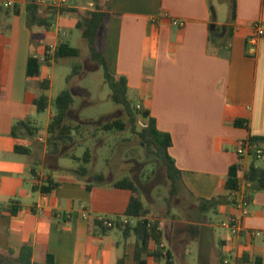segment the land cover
I'll return each mask as SVG.
<instances>
[{"label": "crops", "instance_id": "0c3cea01", "mask_svg": "<svg viewBox=\"0 0 264 264\" xmlns=\"http://www.w3.org/2000/svg\"><path fill=\"white\" fill-rule=\"evenodd\" d=\"M87 1L54 8L56 24L49 29L38 27L35 35L27 22L28 0H0L4 8H19L18 15L2 18L0 23V251L13 247L17 256L24 244L31 243L34 264L41 257L44 263L47 253L54 255L58 264H136L135 236L124 239L117 228L100 234L91 226L95 219L123 217L130 191L115 188L118 179L106 175L105 184L91 189L87 186L92 183L79 179L56 180L54 171L44 166L39 169L28 160L38 152L46 164L52 154L48 146L24 131L12 136L19 121L37 127L34 101L42 90L38 92L37 82L32 84V80L39 81L43 65L40 77L29 78V58H42L47 46L56 51L66 43L63 37L68 33L61 21L78 18L77 27L94 5ZM101 5L109 18L99 42L110 72L128 79L129 94H136L138 105L156 119L158 129L172 136L169 152L182 172L181 187L198 213L187 221L168 211L160 217L150 212L142 199L147 218L160 222L163 253L169 254L173 264L177 257L187 264L193 246L208 254V246L202 242L206 227L205 239L214 247L216 264H241L243 253L252 260L261 257L264 264V192L253 195L242 221L243 232L236 238L222 226L238 213L235 204L220 205L209 213L198 208L201 199L231 195L225 185L233 165L242 162L246 169L252 164L264 168V38L256 45L250 41L254 25L264 26V0H231L226 21L218 18L212 0H101ZM50 8L42 6L41 13L47 14ZM174 20L184 26H174ZM241 142L247 143L243 156L238 154ZM16 146L28 148L29 153L16 152ZM49 180L60 185L43 194L40 188ZM27 182L38 197L26 188ZM247 186L243 182L242 194ZM210 213L222 219L219 234L204 216ZM150 249H157L153 241ZM164 262L167 264L166 258H146L147 264Z\"/></svg>", "mask_w": 264, "mask_h": 264}, {"label": "rangeland", "instance_id": "374dc122", "mask_svg": "<svg viewBox=\"0 0 264 264\" xmlns=\"http://www.w3.org/2000/svg\"><path fill=\"white\" fill-rule=\"evenodd\" d=\"M219 1L212 0L216 14L220 20L226 21L231 11V0ZM94 9L95 5L89 6L86 14ZM77 19L63 18L61 27L68 33L63 39L71 47L76 48L79 55L77 57L57 58L52 49L49 56L50 60L42 61L43 74L39 81L38 79L32 80V84L37 82L38 92L42 90V81L49 80L51 84L50 89L46 92L50 99V107L43 113L36 112L33 116L38 132L32 136V139L38 140L42 146L47 145L48 149H51L48 144L50 116L56 112V98L66 89L71 91L74 98V104L69 111L66 122L73 127L80 125V129L73 131L71 141L61 145L60 155H48L46 164L38 152L30 155L28 160L39 169L44 166L48 171H54L56 180L75 178L84 183H93L94 179L91 176L97 174H104L108 179L113 180L130 178L140 188L142 199L144 198L145 205L150 212L163 217L167 212V200L170 198L171 190V182L168 179L166 168L158 157L147 151L139 134L133 131L125 108L113 102L112 90L105 79L104 69L91 60L89 46L82 35V30L75 26ZM51 21L52 24H56L53 18ZM34 31L36 35L37 26L34 27ZM61 37L60 34V40H62ZM75 64L82 66L81 72L68 82L67 78L72 74ZM129 98L135 103H139L136 94L130 93ZM116 119H123L128 123L124 131L107 132L102 129L105 124ZM145 125L144 119L139 117L137 131L142 130ZM40 138L43 140L41 141ZM19 142L26 146L29 145L28 141L24 139H19ZM88 150L92 158L91 162L86 164L84 156ZM51 166L60 167V169H52ZM81 166L88 167L89 177H82L72 171ZM26 188L38 197V193L33 192L30 182L26 183ZM193 203V199L179 185L170 212L173 216L176 215L179 220H193L198 214ZM204 216L208 217V223H213L216 233L219 234L223 231L220 227L222 219L219 215L210 213L204 214ZM203 233L202 242L208 246V254L193 246L192 253L186 256L187 264H216L214 247L210 240L205 239L208 233L206 227H204ZM217 249L220 250L219 244H217ZM38 264H43L42 257ZM175 264H184V262L177 257Z\"/></svg>", "mask_w": 264, "mask_h": 264}, {"label": "trees", "instance_id": "16d2710c", "mask_svg": "<svg viewBox=\"0 0 264 264\" xmlns=\"http://www.w3.org/2000/svg\"><path fill=\"white\" fill-rule=\"evenodd\" d=\"M39 0H28L27 3V22L30 28L35 26L49 29L52 26V18L55 13L54 8H50L47 14L41 13V8L38 4ZM95 5L93 11L88 12L78 22L77 28L82 30V35L86 39L91 60L104 69L105 79L112 90L113 102L122 105L129 117V124L132 126L133 131L137 132L142 139L147 151L158 157L164 164L168 179L171 182L170 198L167 200V211L170 212L171 204L174 197L178 193L179 185L182 182V172L177 167L174 158L171 156L169 149L172 146V136L169 133L162 132L158 129L157 121L150 113L142 106L138 108V103H135L129 98V83L125 76H114L109 69V63L106 58L105 50L100 45L99 38L102 31L106 28L108 23L109 14L104 10L101 5V0H92ZM19 14L18 7H6L4 8L0 4V23L2 18H10L13 15ZM233 19H235V12L233 13ZM50 46L46 47V51L43 55L46 61L50 58ZM79 52L76 48L70 46L69 43H61L55 51L57 58L65 57H77ZM82 66L75 64L73 72L68 76L67 80L70 82L75 76L79 75ZM42 61L39 57L32 56L28 60L27 75L29 78H37L41 76ZM50 81L44 80L41 82L42 93L35 99L34 105L38 113H43L50 107V99L46 92L50 89ZM74 104V98L70 90H63L55 100L56 112L52 117V120L48 126L49 140L48 144L51 147L50 152L55 155L61 153V145L72 140L73 131L80 129V125L75 127L68 124L67 117L71 107ZM139 117L147 120V124L142 130L137 131V122ZM128 126V123L123 119H116L112 122L105 124L102 129L104 131H124ZM20 131H24L25 135L33 136L38 132V128L35 127L30 121H19L13 126L12 136L18 137ZM252 141H255V139ZM16 152L21 154H28L29 149L16 146ZM76 159H79L75 157ZM92 155L88 150L84 156V162L86 164L91 162ZM74 172L79 175H86L89 172L88 167L81 166L74 169ZM106 177L104 174H97L94 176V182L88 185L87 188L91 189L94 185H100L106 183ZM243 182H246L248 186L244 190L246 202L250 204L253 195L257 192H264V168L257 167L254 164L250 165L247 169L242 162L233 165L228 173L225 188L231 193L228 196H221L213 198L211 200L201 199L199 200V210L203 213L216 212L220 205L235 204V197L237 193H241ZM60 185L59 182L49 180L43 184L40 188L43 194H50ZM113 186L117 189L128 190L131 193L130 202L128 208L123 217L116 220H109L110 225L105 224L104 220L95 219L91 226L96 228L100 234H107L113 229H119L123 233L124 239H129L132 236L136 237V251H135V263L147 264V257H154L157 261L167 259V264H173L170 261L171 257L163 253L162 241L163 233L160 229L159 221H151L147 218V210L144 206L140 188L130 178H123L116 181ZM20 209L18 206L12 210L13 214H16ZM136 220L135 224H132L131 220ZM154 242L157 245V249L151 250L150 243ZM16 248H10L9 251H0V259L7 264H34L33 255L34 248L31 243L24 244L20 249L17 256ZM241 264H263L261 257H255L253 260L248 253H243ZM43 264H58L54 255L47 253ZM223 264H225L223 262Z\"/></svg>", "mask_w": 264, "mask_h": 264}, {"label": "built area", "instance_id": "2783aa9c", "mask_svg": "<svg viewBox=\"0 0 264 264\" xmlns=\"http://www.w3.org/2000/svg\"><path fill=\"white\" fill-rule=\"evenodd\" d=\"M75 0H39L38 4L40 6L48 5L52 8H65L70 7ZM11 6V5H10ZM173 25L177 27H183L184 22L179 20H174ZM264 38V26L261 24H255L253 27V34L250 38V41L253 45H256L260 39ZM41 61L45 60L44 57L40 58ZM138 108H141L138 105ZM42 141L43 139L40 138ZM247 153V143L241 142L238 148V154L240 156L246 155ZM263 152L261 150L258 151V155H262ZM39 183V182H38ZM235 206L238 209V213L228 218L226 221L222 222V226L227 230L229 236L236 238L240 236L243 232L242 221L244 216L248 214V206L249 204L246 202L245 196L242 193H237L235 197ZM100 220H104L105 224L110 225V221L106 218H101Z\"/></svg>", "mask_w": 264, "mask_h": 264}]
</instances>
